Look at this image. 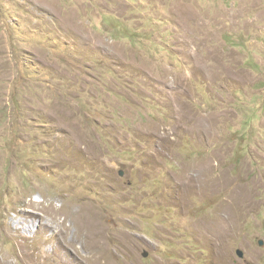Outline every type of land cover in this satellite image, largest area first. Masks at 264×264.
Listing matches in <instances>:
<instances>
[{"label": "rangeland", "instance_id": "1", "mask_svg": "<svg viewBox=\"0 0 264 264\" xmlns=\"http://www.w3.org/2000/svg\"><path fill=\"white\" fill-rule=\"evenodd\" d=\"M260 240L264 0H0V264H264Z\"/></svg>", "mask_w": 264, "mask_h": 264}, {"label": "water", "instance_id": "2", "mask_svg": "<svg viewBox=\"0 0 264 264\" xmlns=\"http://www.w3.org/2000/svg\"><path fill=\"white\" fill-rule=\"evenodd\" d=\"M121 175H124V173L122 172ZM260 244L263 245V244H264V241L261 240V241H260ZM237 253H238V255H239L240 257H242V258L245 256V252H244L242 249H239V250L237 251ZM146 255H147V253H146Z\"/></svg>", "mask_w": 264, "mask_h": 264}, {"label": "clouds", "instance_id": "3", "mask_svg": "<svg viewBox=\"0 0 264 264\" xmlns=\"http://www.w3.org/2000/svg\"><path fill=\"white\" fill-rule=\"evenodd\" d=\"M121 173H122V172H121ZM260 241H261V240H260ZM263 241H264V240H263ZM260 245H261V244H260ZM263 245H264V244H263ZM263 245H261V246H263ZM238 250H239V249H238ZM238 250H237V251H238ZM237 254H238V253H237ZM238 256H239V255H238ZM239 257H240V256H239ZM241 258H242V257H241Z\"/></svg>", "mask_w": 264, "mask_h": 264}, {"label": "bare ground", "instance_id": "4", "mask_svg": "<svg viewBox=\"0 0 264 264\" xmlns=\"http://www.w3.org/2000/svg\"><path fill=\"white\" fill-rule=\"evenodd\" d=\"M25 217V216H24ZM25 221H26V218H25Z\"/></svg>", "mask_w": 264, "mask_h": 264}]
</instances>
